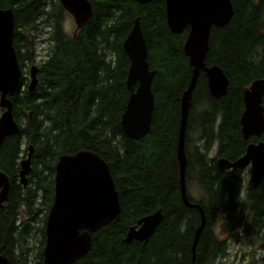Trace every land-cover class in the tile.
<instances>
[{
	"label": "trees",
	"instance_id": "1",
	"mask_svg": "<svg viewBox=\"0 0 264 264\" xmlns=\"http://www.w3.org/2000/svg\"><path fill=\"white\" fill-rule=\"evenodd\" d=\"M88 1L90 20L70 35L64 28L68 14L58 0H0V9L13 14V46L23 71L22 86L10 98L19 131L0 146V172L9 181L7 199L0 204V256L10 264H43L55 165L61 156L88 150L108 165L120 213L92 234L88 254L74 264H219L228 243L215 233L218 222L228 235L246 241L249 264H264V176L257 188L248 183L241 195L243 170L216 165L220 158L233 162L249 143L264 141V134L244 140L239 123L244 91L264 80V0H231L230 22L210 30L204 67L222 70L226 95H210L203 69L191 94L184 140L186 196L205 217L194 262L200 212L183 204L177 160L181 97L192 75L183 48L189 28L170 31L164 0L146 5ZM136 18L155 71L151 128L138 141L128 139L120 124L130 95L123 42ZM39 49L44 54L37 62ZM32 65L38 68L37 87L29 93L24 70ZM29 148L30 173L23 187L18 175ZM158 210L162 221L153 236L125 243L128 229Z\"/></svg>",
	"mask_w": 264,
	"mask_h": 264
},
{
	"label": "water",
	"instance_id": "2",
	"mask_svg": "<svg viewBox=\"0 0 264 264\" xmlns=\"http://www.w3.org/2000/svg\"><path fill=\"white\" fill-rule=\"evenodd\" d=\"M146 5L153 0H134ZM75 24V32L87 24L92 16V5L88 0H58ZM166 22L173 34L189 28L184 43V52L192 67V75L186 91L181 97V111L177 141L180 193L183 204L200 212L201 223L195 231L192 244V262L195 247L205 224L202 209L189 203L185 187L186 156L184 140L191 94L199 72L203 69L210 95L215 99L227 93L228 81L217 67H204L212 27L226 26L233 16L231 0H164ZM14 20L10 9H0V146L5 138L18 133L13 118L12 98L21 88V70L13 46ZM123 49L130 65L126 86L130 95L121 117L123 134L138 141L147 136L151 128L154 96L151 90L155 71L147 62V46L140 28L139 18L133 22L131 31L123 42ZM38 68L32 65L28 71L27 91L33 93L37 87ZM264 80L253 81L244 91V110L240 117L241 134L244 140L264 134ZM32 148L20 162L19 180L26 186L30 173ZM216 165L223 170H244L249 167V185L255 189L264 176V141L249 143L239 159L230 162L218 159ZM9 181L0 172V204L7 199ZM120 213L119 197L110 170L105 161L95 153L83 150L74 155L61 156L55 165L54 199L45 221V246L43 264H74L85 257L92 243V234L114 221ZM162 221L161 211L140 218L126 233L125 243L146 242ZM0 264H10L0 256Z\"/></svg>",
	"mask_w": 264,
	"mask_h": 264
},
{
	"label": "rangeland",
	"instance_id": "3",
	"mask_svg": "<svg viewBox=\"0 0 264 264\" xmlns=\"http://www.w3.org/2000/svg\"><path fill=\"white\" fill-rule=\"evenodd\" d=\"M64 28L68 34H72L75 31V24L73 18L70 15L65 17ZM39 57H37V62L43 57L44 52L39 49ZM28 69L24 70L28 71ZM28 77V75H27ZM216 153V149L210 152V157H213ZM250 169L249 167L243 170V176L241 179V195H244L245 189L249 183ZM215 233L219 236L220 239L225 240L228 243L227 255L222 259L219 264H249L247 262V254L249 249L246 248V241L240 238L238 235L232 234L228 235V232L225 227L221 226V222H218L216 225ZM256 264V263H255Z\"/></svg>",
	"mask_w": 264,
	"mask_h": 264
},
{
	"label": "flooded vegetation",
	"instance_id": "4",
	"mask_svg": "<svg viewBox=\"0 0 264 264\" xmlns=\"http://www.w3.org/2000/svg\"><path fill=\"white\" fill-rule=\"evenodd\" d=\"M28 80H29V78H28ZM29 82V81H28ZM244 240V239H243ZM246 248H248V245H247V243H246ZM249 249V248H248ZM250 253H248L246 256H247V260L249 259V257H250V255H249ZM256 256H259V253H256L255 254Z\"/></svg>",
	"mask_w": 264,
	"mask_h": 264
}]
</instances>
